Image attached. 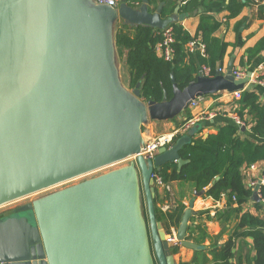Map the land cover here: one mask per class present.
Segmentation results:
<instances>
[{
	"label": "water",
	"instance_id": "water-1",
	"mask_svg": "<svg viewBox=\"0 0 264 264\" xmlns=\"http://www.w3.org/2000/svg\"><path fill=\"white\" fill-rule=\"evenodd\" d=\"M148 3L142 0L137 8L121 0L117 11L81 0H0V132L4 113L27 96L20 129L15 125L0 139V207L133 159L1 218L0 264H176L167 231L156 217L152 174L173 162L181 170L188 161L180 151L194 130L149 158L142 153V123L180 118L199 96L241 90L252 72L237 79L230 65L227 73L198 75L183 89L172 74L173 96L164 91L161 101L141 100L140 83L133 92L122 91L109 61L113 16L161 29L178 20L179 6L163 18L164 2L154 12ZM73 135L76 149L65 153L67 158L54 164L41 160L69 147ZM254 198L260 201L256 191ZM24 211H31L33 219L19 215ZM195 213L184 211L177 233L182 245L193 249L198 245L187 232Z\"/></svg>",
	"mask_w": 264,
	"mask_h": 264
},
{
	"label": "trees",
	"instance_id": "trees-1",
	"mask_svg": "<svg viewBox=\"0 0 264 264\" xmlns=\"http://www.w3.org/2000/svg\"><path fill=\"white\" fill-rule=\"evenodd\" d=\"M134 1L136 0H128V3L139 8L141 4L134 5ZM138 1L142 2V0ZM158 1L166 2L161 13L163 18L173 15L175 4L171 5L168 0H150L155 4ZM180 1L178 20L168 25L174 33L172 61L165 60L156 51V44L162 40L161 28L130 24L123 25L118 30L116 42L121 53L126 52L130 88H136L140 83V98L145 102L161 101L164 91L167 92L168 98L173 96L172 74L179 88L183 89L196 80L203 64L209 65L216 73V67L223 61L228 44L214 36L215 31L220 27V22L206 10L224 7L230 11V17H235L240 14L247 0H210L207 4L204 0ZM199 9L203 10L200 25L193 36L180 23V18ZM194 40L204 43L206 56H203L199 49L188 53L186 46ZM261 50H264V37L250 52ZM257 86L264 89L260 84ZM233 103L236 105L234 112L245 124H250L247 116L252 118L250 124L252 137H243L241 134L245 132L241 131V126L236 121H231L220 126L216 133L193 139L180 151V156L188 161L181 170H178L176 162L166 163L161 170H156L165 183L172 180L189 181L194 183L198 191L209 186L206 192L209 196L218 199L222 193L229 192L231 196L236 195L240 204L252 194L243 183L242 168L264 161V104L261 103L258 91L251 87L245 89L241 98ZM188 117H191L190 113ZM181 135L175 137L174 143ZM154 203L157 220L162 222L167 233L172 232V227L179 228L185 206L180 205L173 211L163 212L156 204V196ZM259 204L256 203L257 206ZM144 215L148 219L147 209L144 210ZM238 229L240 231H237L223 246H212L209 250L213 255L211 260L194 261L192 264L197 262L198 264H238L234 261L235 238L241 236H249L253 239L255 255L249 258V264H264V219L245 213ZM188 231L191 232V227ZM191 238L189 234L188 239ZM178 249L179 246L173 247L172 252L175 254ZM199 253L201 252H197L198 255Z\"/></svg>",
	"mask_w": 264,
	"mask_h": 264
},
{
	"label": "crops",
	"instance_id": "crops-1",
	"mask_svg": "<svg viewBox=\"0 0 264 264\" xmlns=\"http://www.w3.org/2000/svg\"><path fill=\"white\" fill-rule=\"evenodd\" d=\"M81 1L92 6L98 3L97 0ZM168 1L171 5L175 4L173 13L177 6L181 7L180 0ZM204 1L207 4L210 0ZM160 2L162 1L155 4L149 0V11L154 12ZM118 8L119 6L116 7L117 11ZM202 11V9H199L180 18V23L193 36L199 29ZM206 11L212 13L215 19L220 22V27L215 31L214 36L228 44L223 61L217 67L223 66L228 72L229 66L232 65L233 69L246 71L247 76L249 72H252L248 88L251 87L257 90L260 94L261 103L264 104V89L257 86L260 84L259 80L264 79V50L250 52L264 37V3L255 4L253 0H247L240 14L235 17H230V11L224 7L213 10L207 9ZM123 25L130 24H127L118 14L110 20L111 56L109 61L120 89L133 92L129 85V79L126 81V78L129 77L126 66V52L121 53L116 42L118 30ZM214 74L217 75V72ZM140 99L143 100V98ZM235 100L229 92H220L214 96L213 94L204 95V100L197 107H189L188 112L182 113L180 118L162 121L148 118L141 126L143 141L147 143L151 139L169 133L187 123L190 119H194V124H191L190 128L182 135L194 130L192 140L216 133L220 126L231 121H236L241 126V131L245 132V134H241L243 137H252L250 130L252 118L247 116L250 122L248 125L242 120H240L241 123L237 122L235 117L239 118V116L234 112L236 105L233 102ZM189 113L190 118L188 117ZM256 165V169L249 168V166L242 168L243 183L252 194L241 204L229 192L222 193L218 199L209 196L206 193L209 186H206L200 195L199 192L202 190L198 191L194 183L189 181L172 180L168 183L164 182L163 185H156V204L163 212H165L163 207L166 205H170L171 211L180 205H184L185 210L191 208L196 212L189 221L191 232H187V235L190 234L192 238L188 239L187 237V239L197 244L198 248L185 247L181 243L178 252L174 254L176 264H192L194 261L205 262L211 260L213 255L209 250L212 246H223L237 231H240L238 227L245 213L257 215L264 219V202L257 201L254 198L255 191L249 187V181L252 177H260L264 174V161L257 162ZM257 202L260 203L259 206L256 205ZM171 230L177 235L178 228L172 227ZM235 242L234 261L238 264H249V258L255 255L253 239L249 236H241L235 238ZM197 252L201 253L198 255Z\"/></svg>",
	"mask_w": 264,
	"mask_h": 264
},
{
	"label": "built area",
	"instance_id": "built-area-1",
	"mask_svg": "<svg viewBox=\"0 0 264 264\" xmlns=\"http://www.w3.org/2000/svg\"><path fill=\"white\" fill-rule=\"evenodd\" d=\"M97 1L100 4H106L110 7H118L121 0H97ZM253 1L255 4L264 3V0H253ZM133 4L140 5V2L136 0L133 2ZM173 42H174L173 29L168 26L163 28L162 40L156 44L155 48L158 55L162 56L167 61H172L174 58V48L172 45ZM186 49L188 53H193L196 49H199L203 56L207 55L204 43L198 40L189 42L186 46ZM216 72L217 74H225L227 70L223 66H218ZM232 73L237 79H241L247 76V72L241 69H232ZM198 75L207 76V77L215 76L212 68L206 64H203L200 67ZM250 81L251 80H249L248 83H246L243 89L229 93L232 94L235 99H240L242 96V92L248 88ZM259 83L260 85L264 86V79L259 80ZM223 92L228 93V91H223ZM203 100H204V96L197 97L191 102L190 107H197ZM235 118L237 119L238 123H241L238 117ZM191 124H194V119H190L187 123L183 124L182 126L174 129L169 133L160 135L154 139L149 140L143 147L142 153L146 157L153 158L157 154L160 147L171 146L174 143L175 137L186 132L190 128ZM256 167H257L256 163H253L249 166V168L252 169H256ZM152 177L155 179L156 185L164 184L163 178L158 172L155 171L152 174ZM249 187L251 188V190L256 191L260 201L264 202V174H262L260 177H252L249 181ZM233 198L237 199L236 195H234ZM163 209L165 212L171 211L170 205H166L165 207H163ZM166 239L168 240L172 248L181 245V241L178 239L176 233H174L173 231L171 233H167Z\"/></svg>",
	"mask_w": 264,
	"mask_h": 264
},
{
	"label": "rangeland",
	"instance_id": "rangeland-1",
	"mask_svg": "<svg viewBox=\"0 0 264 264\" xmlns=\"http://www.w3.org/2000/svg\"><path fill=\"white\" fill-rule=\"evenodd\" d=\"M128 79H129V77L126 78V81H128ZM23 87H24V83L22 82V88ZM131 90L134 91L135 88H131ZM26 97L27 96H25L24 99L17 105V107H18V108L16 107L17 109L13 108L11 111H6L4 113V116H3V119H4L3 124H4V126H3V128H2V130L0 132V139L5 137L7 132L13 131V128H14L15 125L18 126V130L20 129V127H21V125L23 123V120L20 119V117H21V114L23 113L22 108H25V106H26V103H25ZM84 113H85V115L88 114V109L87 108H85ZM10 123L12 124V126L8 129V126H9ZM17 131H16V133H17ZM75 131H77V130H75ZM79 131L83 132V130H79ZM37 143H39V142H37ZM76 143H77V136L73 135L72 143H71V145L69 147H65V148H63L60 151H54L52 153H49L47 155V157H43V158H41V160L42 161L46 160L45 163L46 162H52V164L60 162L63 159L68 157L67 155H65V153L73 152L76 149V147H75ZM36 145H38V144H36ZM35 151L38 152L39 149L35 148ZM22 160H28V159L22 158ZM132 160L133 159L130 158V159H126V160L121 161V162L114 163L112 165H108V166L102 167V168L97 169L95 171H92L90 173L78 176L76 178H73L71 180L59 183L57 185H54L52 187L43 189L41 191H37L35 193H32L30 195H27V196H24V197H22L20 199L12 201L10 203H6V204H4V205H2L0 207V213H6V212L10 211L11 209H13V208H15V207H17L19 205H23V204H26V203L33 202L36 199H39V198H41L43 196H46V195H48L50 193H53L55 191H58L60 189L72 186V185L77 184V183H79L81 181H84L86 179L93 178V177L98 176L100 174H103V173H106L108 171H111L112 169H116V168L125 166V165L129 164L130 161H132ZM48 164H51V163H48ZM141 195H142V209H143V212H144V210H146V204H145V199L143 197L144 196L143 192H142ZM25 213L28 214L32 218V212L31 211H24L23 214H25ZM19 214H21V213H19Z\"/></svg>",
	"mask_w": 264,
	"mask_h": 264
},
{
	"label": "flooded vegetation",
	"instance_id": "flooded-vegetation-1",
	"mask_svg": "<svg viewBox=\"0 0 264 264\" xmlns=\"http://www.w3.org/2000/svg\"><path fill=\"white\" fill-rule=\"evenodd\" d=\"M24 205V204H23ZM20 206H22V205H19V206H17V207H15V208H13V209H11L10 211H8V212H6V213H0V219L1 218H4V217H8V216H11V215H14V211H15V209L16 208H18V207H20ZM24 212H22L21 214H19V215H27L28 216V214H23Z\"/></svg>",
	"mask_w": 264,
	"mask_h": 264
}]
</instances>
